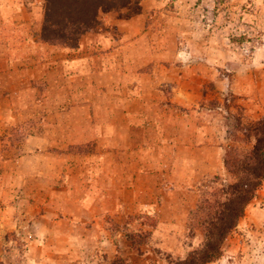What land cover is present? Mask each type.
<instances>
[{
  "label": "rangeland",
  "instance_id": "1",
  "mask_svg": "<svg viewBox=\"0 0 264 264\" xmlns=\"http://www.w3.org/2000/svg\"><path fill=\"white\" fill-rule=\"evenodd\" d=\"M0 0V264H173L264 119V0H141L77 47ZM209 264H264V180Z\"/></svg>",
  "mask_w": 264,
  "mask_h": 264
},
{
  "label": "trees",
  "instance_id": "2",
  "mask_svg": "<svg viewBox=\"0 0 264 264\" xmlns=\"http://www.w3.org/2000/svg\"><path fill=\"white\" fill-rule=\"evenodd\" d=\"M141 0H46V21L42 40L75 48L80 38L96 26L101 11L137 7ZM239 131L249 140L255 139L251 150L230 149L225 164L235 182L221 193L224 200L210 207L205 220L202 246L185 259L173 264H209L223 253L227 236L243 217L247 205L255 198L264 180V119L241 126Z\"/></svg>",
  "mask_w": 264,
  "mask_h": 264
}]
</instances>
